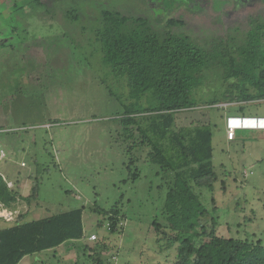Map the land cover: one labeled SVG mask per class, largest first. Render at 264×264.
<instances>
[{
  "label": "rangeland",
  "instance_id": "1",
  "mask_svg": "<svg viewBox=\"0 0 264 264\" xmlns=\"http://www.w3.org/2000/svg\"><path fill=\"white\" fill-rule=\"evenodd\" d=\"M106 10L143 17L159 33L169 29L215 53L245 43L264 23V0H0V173L9 186L20 183L22 196L37 186L30 201L0 208V228L21 215L83 209L82 239L18 264H94L90 254L109 264L177 262L176 232L166 225L172 174L120 122L134 101L126 77L102 61L95 30ZM218 64L204 70L193 92L198 105L177 112L175 126L211 127L216 179L193 190L218 216V234L264 242V129L229 140L226 125L228 116H264V100L231 101L238 90ZM115 207L121 225L112 232ZM155 222L166 226L156 230Z\"/></svg>",
  "mask_w": 264,
  "mask_h": 264
},
{
  "label": "trees",
  "instance_id": "2",
  "mask_svg": "<svg viewBox=\"0 0 264 264\" xmlns=\"http://www.w3.org/2000/svg\"><path fill=\"white\" fill-rule=\"evenodd\" d=\"M102 25L95 30L102 61L111 74L126 77L132 101L120 122L132 137L149 145L153 162L172 174L166 199L167 224L175 229L176 264H264V242L218 234V216L199 200L193 187H208L216 179L213 164L212 130L208 124L176 127V113L198 104L194 90L202 73L212 65L223 68L225 81L238 92L230 100H264V23L247 34L245 43L218 53L195 45L188 36L169 29L159 33L143 17L119 11H103ZM175 25L168 21L167 26ZM214 48H217L214 46ZM113 92H111L112 94ZM145 103L141 105V100ZM134 177H139L135 171ZM18 182L13 188L0 173V201L9 208L21 199ZM0 228V264H18L25 256L74 242L84 236L83 209L24 221ZM109 229L121 225L119 209L109 212ZM154 223L156 230L166 226ZM89 246L86 252L92 251ZM99 253V252H95ZM94 264H105L101 256L90 254ZM106 264H109L107 262Z\"/></svg>",
  "mask_w": 264,
  "mask_h": 264
},
{
  "label": "built area",
  "instance_id": "3",
  "mask_svg": "<svg viewBox=\"0 0 264 264\" xmlns=\"http://www.w3.org/2000/svg\"><path fill=\"white\" fill-rule=\"evenodd\" d=\"M239 119V120H264V116H228L227 117V138L229 140H233L236 136L238 130H257L264 129V127H260L259 125L256 127H244V126H232L230 123L231 119ZM12 185V184H11ZM4 204L0 201V208H2ZM97 238L96 234H91L89 236L90 240H95Z\"/></svg>",
  "mask_w": 264,
  "mask_h": 264
},
{
  "label": "bare ground",
  "instance_id": "4",
  "mask_svg": "<svg viewBox=\"0 0 264 264\" xmlns=\"http://www.w3.org/2000/svg\"><path fill=\"white\" fill-rule=\"evenodd\" d=\"M230 122L232 126L256 127L259 125L260 127H264V120H239L232 118Z\"/></svg>",
  "mask_w": 264,
  "mask_h": 264
}]
</instances>
